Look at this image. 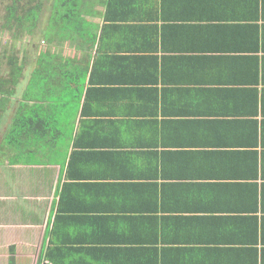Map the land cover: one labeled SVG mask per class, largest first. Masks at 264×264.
<instances>
[{"label": "crops", "instance_id": "1", "mask_svg": "<svg viewBox=\"0 0 264 264\" xmlns=\"http://www.w3.org/2000/svg\"><path fill=\"white\" fill-rule=\"evenodd\" d=\"M111 17L87 18L104 35L90 56L66 41L30 61L51 91L25 90L31 68L0 95V264H264V0Z\"/></svg>", "mask_w": 264, "mask_h": 264}, {"label": "trees", "instance_id": "2", "mask_svg": "<svg viewBox=\"0 0 264 264\" xmlns=\"http://www.w3.org/2000/svg\"><path fill=\"white\" fill-rule=\"evenodd\" d=\"M128 0H53L52 8L50 12V19H55L59 21V24L62 23L58 30H53L55 39H47V41H56L57 39L60 41H68V42H78L76 48L80 47V44L85 45L80 49L86 48L88 50V55H91L97 40L99 42L104 38L103 28L100 37L98 36L99 25L98 23H94L89 21L87 18H103L106 23L116 21L118 19H113L111 16L113 14V10L117 8V5L125 4ZM92 3V5H91ZM91 5V6H89ZM103 8L104 11L100 12V10H94L93 8ZM41 4H34L25 10L20 5V0L13 1L10 5L5 7L6 15L4 18V24L2 30H9L14 37L21 34L23 30H27L31 32L33 28L36 26V22L38 21V16L41 11ZM10 26L14 27V29H9ZM61 28V29H60ZM105 28V27H104ZM98 42V44H99ZM43 54V58H44ZM22 64V62H20ZM9 79L2 80L0 82V95L5 97L6 95H10L13 93L15 89H8L10 86L17 87L19 77L23 71L22 65L19 64L18 59L9 58ZM88 71V67L86 71L80 76L75 75L74 80L67 78V85H75L76 87H84V79L86 78V73ZM92 76L89 77V83L91 84ZM3 103L0 102V105ZM25 118L23 113H20V116L17 117L15 123L12 126L11 131L8 136L11 138L12 145L15 142H19L14 137V132H18L20 135H23L25 130L23 129V124L20 123L21 120ZM30 118L27 117V120ZM37 129L45 131L47 128L45 125L48 124V121L44 122L41 119L36 121Z\"/></svg>", "mask_w": 264, "mask_h": 264}, {"label": "rangeland", "instance_id": "3", "mask_svg": "<svg viewBox=\"0 0 264 264\" xmlns=\"http://www.w3.org/2000/svg\"><path fill=\"white\" fill-rule=\"evenodd\" d=\"M15 0H0V82L2 80L9 79V64L8 59L16 58L18 59L19 64L22 62L23 71L19 77V85L20 86V94H22L23 89L21 88L22 82L24 77H28V71L34 68L31 67L30 61H34V58H37L38 55L41 53L45 54H55V51H60V46L63 45L66 41H47V39H52L54 35L53 30H58L62 23L59 24V21L55 19H50L49 16L52 8L53 0H20V5L27 10L29 7L33 6L34 4H41V11L38 16V21L36 22L35 28L28 32L27 30H23L20 35L14 37L9 30H2L4 24V18L6 15L5 7L10 5ZM92 5V3H91ZM89 5V6H91ZM60 28V29H61ZM9 29H14V27L10 26ZM56 38V37H55ZM53 38V39H55ZM64 51V49H62ZM46 57V56H45ZM43 58V56H41ZM23 59L25 60V66L23 64ZM47 63H50V60L46 57L44 58ZM37 61V59H36ZM42 61L39 60L37 67L32 70V79L30 78L29 82L26 85L25 90L33 89L34 85L37 83V87L43 86L44 88H51L50 91L53 89L52 85L49 84L50 78H52L55 74L50 72L49 64L47 66L41 63ZM35 64V66H36ZM27 65V66H26ZM44 71V72H42ZM67 78L71 79L70 75L66 76L63 75L60 77L59 80V87L63 88L67 86ZM57 82V81H56ZM63 86V87H62ZM50 97V96H49ZM58 97V95H56ZM51 98V97H50ZM46 101V108L50 109H57L59 108V101H54L55 105L50 102L49 99ZM53 104V105H52ZM16 109H23V104H19V107ZM11 113V112H10ZM56 115V114H55ZM11 115L6 116L5 114H0V134L3 135L6 132V128L8 127L9 122L11 121ZM50 121V119H48ZM51 128L53 127L52 124H48Z\"/></svg>", "mask_w": 264, "mask_h": 264}, {"label": "clouds", "instance_id": "4", "mask_svg": "<svg viewBox=\"0 0 264 264\" xmlns=\"http://www.w3.org/2000/svg\"><path fill=\"white\" fill-rule=\"evenodd\" d=\"M18 85H19V82H18ZM18 87V86H17Z\"/></svg>", "mask_w": 264, "mask_h": 264}]
</instances>
